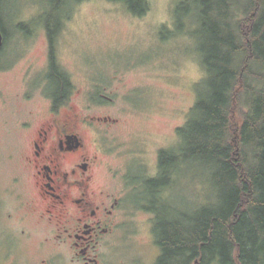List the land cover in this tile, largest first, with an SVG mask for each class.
Returning <instances> with one entry per match:
<instances>
[{
  "label": "rangeland",
  "instance_id": "rangeland-1",
  "mask_svg": "<svg viewBox=\"0 0 264 264\" xmlns=\"http://www.w3.org/2000/svg\"><path fill=\"white\" fill-rule=\"evenodd\" d=\"M180 2L147 0L148 10L137 15L123 1L82 0L72 6L57 36L56 59L75 89L70 102L84 114L113 118L93 123L92 137L100 138L99 152L114 168V176L127 168V162L134 171L141 164L145 172L155 173L158 150L181 147L177 130L189 117L206 70L199 53L201 22L189 8L177 19ZM0 9L8 33L0 55V264H37L43 258L58 263L50 249L39 250L38 239L17 246L13 229H21L23 223L33 227V223L21 219L25 209L11 217V196L1 193L26 170L21 145L30 135L21 125L32 113L34 120L48 116L47 92L53 89L46 78L51 44L40 20L46 4L1 0ZM190 162L178 169L164 194L158 193L159 199L164 197L161 202L150 200L155 204L152 217L133 206L142 195L141 187L127 192L128 217L111 264H157L159 222L181 218L213 195L206 170ZM118 182L114 178L113 183Z\"/></svg>",
  "mask_w": 264,
  "mask_h": 264
},
{
  "label": "trees",
  "instance_id": "trees-1",
  "mask_svg": "<svg viewBox=\"0 0 264 264\" xmlns=\"http://www.w3.org/2000/svg\"><path fill=\"white\" fill-rule=\"evenodd\" d=\"M81 1L42 0L46 12L40 20L52 57L46 78L56 101L69 97L72 83L54 46L72 6ZM119 1L137 15L148 10L147 0ZM187 8L201 22L197 33L206 75L186 123L177 130L180 149L172 150L170 163L162 152L160 178L148 189L162 194L165 177L191 159L206 170L213 195L189 214L159 222L157 264H264V0H181L177 19ZM0 24L6 44L1 9ZM20 27L31 32L27 25Z\"/></svg>",
  "mask_w": 264,
  "mask_h": 264
},
{
  "label": "flooded vegetation",
  "instance_id": "flooded-vegetation-1",
  "mask_svg": "<svg viewBox=\"0 0 264 264\" xmlns=\"http://www.w3.org/2000/svg\"><path fill=\"white\" fill-rule=\"evenodd\" d=\"M51 62L50 47L49 68ZM70 89L71 94L73 84ZM47 93L48 116L34 120L32 113L21 125L30 135L28 142L21 145L26 170L1 191L3 196H11L9 215L13 217L17 210L25 209L21 219L33 223V227L23 223L21 229H13V240L21 247L38 239L39 250L48 248L52 257L60 259L55 263L43 258L37 264H111L119 232L128 217L127 192L141 187L142 195L133 206L152 217L155 204L150 200L161 202L164 197L159 199L157 191L152 193L148 186L151 180L160 178L162 152H167L170 163L174 148L158 150L155 173L145 172L141 164L134 171L135 167L127 162V168L114 176V168L99 152L103 148L100 138L92 137L97 121L113 118L84 114L69 97L56 101L54 89ZM114 178L119 182L114 184ZM165 178L163 185L169 187L173 177ZM160 255L161 252L156 258Z\"/></svg>",
  "mask_w": 264,
  "mask_h": 264
},
{
  "label": "water",
  "instance_id": "water-1",
  "mask_svg": "<svg viewBox=\"0 0 264 264\" xmlns=\"http://www.w3.org/2000/svg\"><path fill=\"white\" fill-rule=\"evenodd\" d=\"M3 45H4V33L2 31V27H1V24H0V51H1L2 47H3Z\"/></svg>",
  "mask_w": 264,
  "mask_h": 264
}]
</instances>
